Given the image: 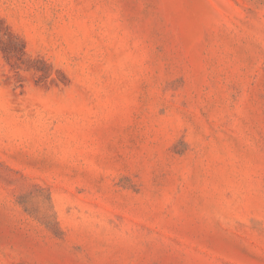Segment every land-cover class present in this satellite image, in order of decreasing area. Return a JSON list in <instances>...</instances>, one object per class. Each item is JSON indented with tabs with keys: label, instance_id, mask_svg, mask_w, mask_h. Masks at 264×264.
Wrapping results in <instances>:
<instances>
[{
	"label": "rangeland",
	"instance_id": "374dc122",
	"mask_svg": "<svg viewBox=\"0 0 264 264\" xmlns=\"http://www.w3.org/2000/svg\"><path fill=\"white\" fill-rule=\"evenodd\" d=\"M0 17V264H264V0Z\"/></svg>",
	"mask_w": 264,
	"mask_h": 264
},
{
	"label": "trees",
	"instance_id": "16d2710c",
	"mask_svg": "<svg viewBox=\"0 0 264 264\" xmlns=\"http://www.w3.org/2000/svg\"><path fill=\"white\" fill-rule=\"evenodd\" d=\"M0 50L6 61L17 70L21 68V63L25 62V41L11 30L2 17H0Z\"/></svg>",
	"mask_w": 264,
	"mask_h": 264
}]
</instances>
